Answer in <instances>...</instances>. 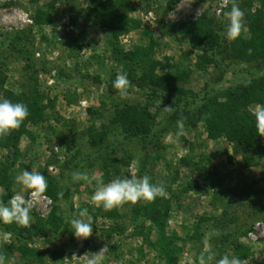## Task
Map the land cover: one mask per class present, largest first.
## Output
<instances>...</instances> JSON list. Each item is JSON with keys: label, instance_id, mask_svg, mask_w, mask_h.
<instances>
[{"label": "rangeland", "instance_id": "374dc122", "mask_svg": "<svg viewBox=\"0 0 264 264\" xmlns=\"http://www.w3.org/2000/svg\"><path fill=\"white\" fill-rule=\"evenodd\" d=\"M94 1L104 0H0L3 88L18 96L27 94L32 87L37 88L45 95L47 105L44 122L30 126L32 134L22 138L21 155L11 165L12 193L20 192L15 177L24 170L35 169L62 187L74 185L78 190L73 198L74 210L70 211L67 201H63L58 214L67 220L80 218L79 212L86 208L91 218L96 217L97 229L87 240H78L69 223L64 235L45 226L46 236L34 235L28 242L27 247L35 251V255L27 257L18 250L25 241L12 236L7 242L0 239V246L6 245L14 251L12 257H6V264H84L79 257L96 253L106 244L109 252L104 264H166L159 251L172 237L177 239L179 249L177 264H197L202 253L206 255L221 248L228 235H235L251 222L255 223L254 229L258 224L261 226L256 232L257 239H249V234L240 239V244L249 248L243 261L264 264V221L260 220L264 216V199L256 195L264 189V159L245 167L244 157L235 145L225 138H208L197 112L190 110L183 118L168 120L162 102L151 97L149 89L131 86L126 98H121L116 89L111 93L109 87L113 79L132 66L113 56L108 43L110 30L93 23L84 24V20L78 18L75 9H85ZM169 1L132 0L134 8L129 15L142 26L122 36L119 46L130 51L136 46L154 43V59L165 63L168 58L170 72L184 75L177 87L188 93L202 95L205 91L215 93L229 89L234 76L214 66L203 71L198 69L202 53L194 50L181 33L183 24L202 16L220 20L229 0L227 3L224 0H179L174 8H169ZM38 10L48 11L51 23L37 25L34 17ZM225 41L228 45L232 42L226 35ZM229 63L237 71L253 66L244 61ZM163 73L158 70L159 75ZM126 105L149 106L156 137L142 153L118 151L114 154L117 171L110 168V182L117 177L146 174L151 183L163 185L165 197L171 201V214L164 233L145 219H136L134 210L146 203L143 200L113 209L118 212L113 219L106 216L110 211L93 204L91 197L96 184L109 183L103 179L105 171L101 158L86 160L76 170L93 178L91 183H73L70 178L73 164L65 165L77 151L80 152L78 158H85L91 152L90 127L101 131L102 125H109L115 107ZM180 120H183V136L176 135ZM108 138L114 141L122 137L114 131ZM185 158H192L193 164L208 171L201 174L193 170L194 166H183L181 161ZM13 159V152L0 150V161L11 164ZM189 185L192 189L185 192ZM5 194L6 190L0 187V201ZM22 195L28 198L29 194L25 191ZM49 200L34 205L30 226L22 227L25 232H32L38 219L45 221L50 217L54 202L51 200L50 204ZM197 231V238H193ZM3 232L0 229V233ZM148 242L157 244V248ZM73 254L78 258L71 259ZM225 254L233 256V248L227 249L221 257ZM65 258L68 260L63 261Z\"/></svg>", "mask_w": 264, "mask_h": 264}, {"label": "trees", "instance_id": "16d2710c", "mask_svg": "<svg viewBox=\"0 0 264 264\" xmlns=\"http://www.w3.org/2000/svg\"><path fill=\"white\" fill-rule=\"evenodd\" d=\"M178 1L170 0L168 2L169 8H174ZM235 2L244 12L246 26L241 36L229 45L225 41L228 22L224 16L220 20L202 16L196 21H190L181 26V33L189 40V45L202 53L196 66L198 69L203 71L208 66H214L216 69H221L223 73H231L234 76L229 89L215 93L205 91L202 95L188 93L177 87L178 82L184 80V75L180 73L174 75L170 72L171 64L168 58L165 63L154 59L156 47L154 43L146 47L136 46L130 51H124L119 46V39L122 36L130 34L142 26L139 21L132 19L129 15L134 8L132 0L94 1L85 9H75V12L78 14V18L84 20V24L93 23L111 31V38L108 43L112 48L113 56L116 60L132 66L126 71L131 85L142 90L149 89L151 97L161 101L164 107L171 106L173 110L167 112L168 120L183 118L184 114L194 110L205 124L208 138L210 140L225 138L235 145V148L244 157V166L248 168L253 166L256 160L264 159V137L257 135L255 117L250 110V107L257 103L264 104V0H235ZM6 4L11 5L12 3ZM230 9L231 0H229L223 13ZM49 15L48 11L38 10L34 21L40 26L47 25L51 23ZM73 20L72 23L75 22V19ZM228 61H244L253 66L237 71ZM158 70H162L164 73L159 75ZM113 82L109 87L111 93L116 91ZM3 85L4 80L0 75V96L2 99L7 98L13 103H24L29 110V116L19 129L12 131L6 137H0V150L10 151L14 154L13 163L0 161V187L6 190L2 201L7 204L13 195L11 165L21 155V140L23 137L31 136L30 126L44 122L47 105L44 103L45 95L39 93L37 88L32 87L27 94L18 96L11 91L4 90ZM100 112L102 113V111ZM93 115L96 113L93 112ZM154 128V117L149 112L148 105L116 106L109 125H102L101 131L97 127H90L88 142L91 152L86 155V159L84 157L78 158L80 152L77 151L72 160L65 165L73 164L72 170L70 169L73 173L76 172L82 162H86V160L98 161L101 158L105 171L103 179L110 182L112 179L110 168L117 171V162L112 156L118 151H130L136 154L144 152L156 137L153 132ZM114 131H118L122 138L110 141L108 134ZM192 162V158H185L181 161L183 166L187 168L194 166L193 170H197L201 174L208 171ZM45 177L48 181L45 195L54 202L50 217L45 221L38 219L32 232H25L16 223L5 225L0 222L2 231L12 233L11 236L18 241H25L18 249L22 252L23 257L35 253L27 247V244L32 241L34 235L46 236L45 226H49L61 235H64L69 229L66 222L67 218L58 214L59 204L67 201L70 211H73V198L78 190L74 185L62 187L53 178ZM191 189L192 187L189 185L185 192ZM60 192H63L62 198L58 197ZM256 195L258 198L264 199V189ZM134 214L136 219L143 218L158 231L164 233L171 214V201L165 196L157 197L154 201L146 202L141 207L136 208ZM117 215L116 210L106 213L110 219L116 218ZM260 220L264 221V216ZM91 223L93 233H95L97 231L96 217L92 218ZM254 224V222L248 223L235 235H228L221 248L210 252L214 254V259L216 256H218L217 259L221 258L222 253L233 248L234 255L245 260L249 248L240 244V239L254 231ZM198 232L193 238H197ZM139 233L143 234L142 231H138ZM148 243L157 248V244ZM116 248L114 247V249ZM178 250L177 239L172 237L159 252L163 255L166 264H177L176 253ZM0 254L12 257L14 251H10L6 245H1Z\"/></svg>", "mask_w": 264, "mask_h": 264}, {"label": "clouds", "instance_id": "9594fccd", "mask_svg": "<svg viewBox=\"0 0 264 264\" xmlns=\"http://www.w3.org/2000/svg\"><path fill=\"white\" fill-rule=\"evenodd\" d=\"M225 3L228 0H224ZM224 18L228 21L226 28V37L229 40H236L241 36L242 31L245 30L244 12L235 2L231 0V9L223 13ZM131 81L128 79L126 73L118 74L113 82L114 89L117 90L121 98H126L129 94ZM166 112H171V106L163 109ZM252 115L255 117V128L257 135L264 137V104L257 103L251 109ZM29 116V110L24 103H13L7 98L0 99V137H6L12 131L21 127L23 122ZM178 132L177 136L185 134L183 129V120L177 121ZM86 173L76 171L71 173V180L73 183L79 181L92 182ZM15 184L20 186V192L12 195L7 204L0 201V222L5 225L16 223L21 227H28L31 223V211L35 204L41 200H48L45 195L48 188V181L46 177L35 169L24 170L15 177ZM28 192V198L22 195L23 192ZM166 195L163 185L151 183V178L148 175L138 177L133 175L131 177L120 178L117 177L111 182L104 184L98 182L96 190L91 197V201L96 207H102L105 211H111L122 207L125 204L135 205L139 201L152 202L157 197ZM58 197H63V192L58 193ZM80 218H72L66 220L72 228V233L78 240H87L93 234V226L91 217L88 215V210L85 208L79 212ZM87 217V220L84 219ZM219 235L218 232L214 233ZM12 233H0V239L7 242ZM109 252V247L106 244L96 253H85L82 257H77L73 254L71 259H82L84 264H104L106 253ZM65 258L63 261H67ZM214 254L205 256L203 253L198 258V264H213ZM0 264H6V256L0 254ZM215 264H245L237 256L223 255Z\"/></svg>", "mask_w": 264, "mask_h": 264}, {"label": "built area", "instance_id": "2783aa9c", "mask_svg": "<svg viewBox=\"0 0 264 264\" xmlns=\"http://www.w3.org/2000/svg\"><path fill=\"white\" fill-rule=\"evenodd\" d=\"M50 204L52 203V201L51 200H49L48 201ZM260 226H261V224H258L257 225V227H255V232L253 231V232H251V233H249V239H257V237H256V232L258 231V229L260 228Z\"/></svg>", "mask_w": 264, "mask_h": 264}]
</instances>
